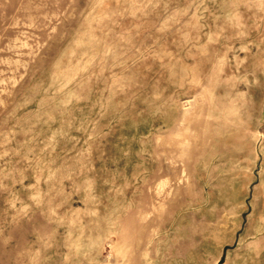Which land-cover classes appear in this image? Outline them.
Wrapping results in <instances>:
<instances>
[{
  "label": "rangeland",
  "instance_id": "rangeland-1",
  "mask_svg": "<svg viewBox=\"0 0 264 264\" xmlns=\"http://www.w3.org/2000/svg\"><path fill=\"white\" fill-rule=\"evenodd\" d=\"M0 264H264V0H0Z\"/></svg>",
  "mask_w": 264,
  "mask_h": 264
}]
</instances>
